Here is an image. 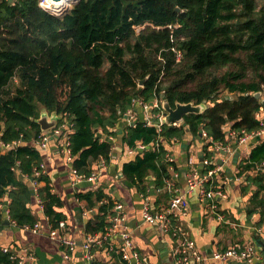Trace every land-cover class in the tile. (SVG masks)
<instances>
[{"label":"trees","instance_id":"obj_1","mask_svg":"<svg viewBox=\"0 0 264 264\" xmlns=\"http://www.w3.org/2000/svg\"><path fill=\"white\" fill-rule=\"evenodd\" d=\"M180 53V57L178 56ZM143 81V84L140 82ZM261 92L257 97L255 94ZM157 93L173 108L178 103H207L200 113H189L180 124H165V142L137 153L122 163L125 184L155 189L172 177L169 146L188 133L197 139L205 128L226 145L231 131L261 128L257 114L264 108V0H79L58 16L38 0H0V135L3 141L24 143L0 154V198L12 186L10 215L20 226L33 227L36 217L26 206L30 189L13 169L31 176L43 160L33 146L43 131L37 122L41 109L72 123L74 166L89 173V161L108 163L113 140L121 131L123 144L155 142L158 131L142 122L122 124L132 99ZM205 156L212 160L213 152ZM264 162V139L241 161L240 174ZM214 164L205 165L207 169ZM264 187V173L246 176ZM48 183L39 189L52 227L66 216L57 211L59 199ZM212 181L210 180L208 184ZM20 185L18 191L14 187ZM260 193L255 192V198ZM87 209H96L88 233L105 232L114 199L103 187L80 192ZM0 248V264H17Z\"/></svg>","mask_w":264,"mask_h":264},{"label":"crops","instance_id":"obj_2","mask_svg":"<svg viewBox=\"0 0 264 264\" xmlns=\"http://www.w3.org/2000/svg\"><path fill=\"white\" fill-rule=\"evenodd\" d=\"M259 116L264 119V108ZM225 131L229 135H227L228 143L224 149L228 148L221 153H214L211 160L214 166L223 165L225 174L229 177L228 181L222 183L220 177L223 174L217 176V184L221 185L226 194L225 197H217L219 210L225 216L224 221L217 218L209 202L201 199L197 194L187 193L189 170L192 167L204 170L209 160L205 156L199 138L194 139V136L188 133L187 136L172 142L169 146L170 154L176 163V168L169 169L173 185L186 194L185 200L189 208L186 214L180 215L183 235L196 241L199 250L206 258V264H264V187L260 189L248 179L243 181L239 179L241 161L250 155L252 148L258 142L250 139L247 143L239 144L230 137L231 130L228 126L225 127ZM122 134L119 131L116 136H113L114 150L108 161V173L102 179V187L114 201H121L124 204L122 213L125 217V225L129 227L132 241L138 252L147 255L152 264H179L175 254L179 239L170 233H163L158 226L145 222L141 211V191L139 192L129 183L128 185L123 183L122 163L136 154L128 152L126 144L121 141ZM102 159L104 158H93L89 161V173ZM14 170L18 175L17 179L23 181L31 191V198L26 206L36 217V223H40V228L35 231L30 225L20 226L12 220L10 205L13 199L9 193L12 188L10 186L5 196L0 198V228H2L0 248H8L13 256L19 261L21 259L22 264H89L81 245L89 234L87 223L95 215L96 209H87L86 202L79 197V193L96 189H90L88 186L78 188L73 185L69 176L70 163L67 161L66 153L60 150L56 139L52 140L50 156L46 160L47 174L45 175L49 178L52 192L59 199L57 211L66 216L64 220L67 223L68 234L79 244L70 253V257H66L64 247L53 240L49 234L52 224L45 214L44 207H41L39 203L31 179L28 175L22 174L19 169ZM259 173L264 172L254 168L248 171L247 175L255 177ZM149 179L150 182L147 185L151 190H156L154 184L156 177L149 175ZM47 183L46 180H41L38 188L44 189ZM14 188L13 190L18 191L20 185ZM257 190L260 194L255 198ZM152 195L156 205L165 204L172 196L171 192L166 190L159 194L153 192ZM7 220L10 221L9 224L5 223ZM102 233L100 231L94 234ZM111 243L95 244L92 247L96 264H120L110 249ZM249 245L255 250V258L251 262L234 259L223 261L213 257L214 253L225 251L232 246L243 248Z\"/></svg>","mask_w":264,"mask_h":264},{"label":"built area","instance_id":"obj_3","mask_svg":"<svg viewBox=\"0 0 264 264\" xmlns=\"http://www.w3.org/2000/svg\"><path fill=\"white\" fill-rule=\"evenodd\" d=\"M79 0H38V4L41 8L55 14L62 15L66 11H69ZM180 57V53H178ZM163 96L157 93L150 99H143L142 97H135L132 99L131 106L124 112L122 117V124L126 126H135L137 123L142 122L145 126L155 127L158 131V137L156 141L150 144H145L142 141L137 143L136 147H127L129 153L137 154L143 152L147 149H157L160 147L162 142H165V138L162 135L163 128L166 122L167 110L163 104ZM260 113V112H259ZM257 114L261 122V128L257 131L248 132L245 129L241 131H230V137L237 141L239 144L247 143L250 139H255L260 136L264 139V119H261ZM183 121V120H182ZM182 121L174 122L180 124ZM172 123V124H174ZM73 132L72 123L65 119L60 126H55L49 130H43L39 138L34 140L33 145L43 154V160L36 166L33 170L31 176L32 186L34 188L35 194L39 199L41 207V199L39 198V183L41 182V177L47 174L46 170V160L50 156V149L52 140L56 139L57 145L66 153L67 161L70 163L69 176L73 185L81 188V186H88L90 189H98L102 187V179L105 174L108 173V163L105 159L98 162L97 166L90 173H85L74 166L75 156L71 151L70 134ZM200 143L203 149L206 146V150L214 153H221L226 145L214 140V138L207 132L205 128H201L199 134ZM102 139L113 140V136H103ZM261 139V140H262ZM173 139L172 141H176ZM260 141V140H259ZM258 141V142H259ZM23 142V138L14 140L12 142H5L0 137V154L3 151H10ZM206 154V151H204ZM167 161H174L172 154L167 153ZM211 160H208L206 164H210ZM18 164L13 167L17 169ZM173 168V166H170ZM259 171L264 172V162L257 165ZM205 169V168H204ZM203 170H198L192 167L187 174V193L197 194L201 199L209 202L212 211L216 214L219 220L224 221L225 216L220 212L217 197H225L226 194L223 191L221 185L217 184V176H221V182L228 181L229 177L225 174L226 170L223 165L214 166L207 169L205 173ZM247 173L239 176L240 180L247 179ZM212 181L208 184L209 181ZM171 192L172 196L169 200L162 205H156L153 201V192L163 193V191ZM142 198V216L143 220L147 223L158 226L163 233H170L174 237H177L178 246L175 248V254L178 257L179 264H189L194 262L195 264H206V258L203 256L199 250L196 241L186 235H183L182 225L180 223V215L186 214L188 212V204L185 200V193H182L180 189L175 188L173 185L172 177L165 180L162 187L154 190L148 187V190L143 193L141 192ZM124 204L121 201H116L113 207V214L109 216L110 225L105 232L101 235L89 233L86 237V241L81 245L85 250V255L89 261V264H96L94 262V256L92 247L95 244H104L107 242H112L110 249L113 251L120 264H152L150 258L138 252L135 243L132 241L129 227L125 225V217L123 215ZM35 231L39 230L40 223H36L34 227H31ZM50 236L53 240L58 241L65 249L66 257H70L72 253L78 246V242L68 234L67 223L65 220L59 222L58 226L51 227ZM5 252H10L8 248H3ZM214 258L220 260L234 259L238 261H248L251 262L255 258L254 247L249 245L246 247L232 246L231 248L214 253ZM13 259L17 257L13 256ZM17 264H22L21 259Z\"/></svg>","mask_w":264,"mask_h":264},{"label":"water","instance_id":"obj_4","mask_svg":"<svg viewBox=\"0 0 264 264\" xmlns=\"http://www.w3.org/2000/svg\"><path fill=\"white\" fill-rule=\"evenodd\" d=\"M140 84H143V81H141ZM261 94H262L261 92H257L255 95L259 97ZM163 99H164L163 104L167 110V117H166L167 124H172L177 121H182L186 114L200 113L208 107V104L205 102L200 104H194L193 102H189V103H178L176 108H173L165 97H163ZM61 118H62L61 114H58L57 112L50 113L45 108H42L40 116L37 119V122L41 125L42 130H49L57 126L58 120H60ZM261 139L262 137L258 136L253 140L255 142H258ZM125 182L126 180L123 179V183ZM5 223L9 224L10 221L7 220ZM0 231H2V228H0Z\"/></svg>","mask_w":264,"mask_h":264}]
</instances>
